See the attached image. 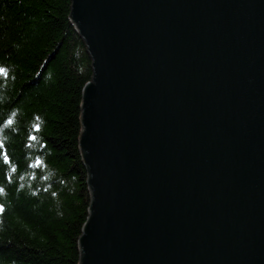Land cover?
Masks as SVG:
<instances>
[{"label": "water", "instance_id": "water-1", "mask_svg": "<svg viewBox=\"0 0 264 264\" xmlns=\"http://www.w3.org/2000/svg\"><path fill=\"white\" fill-rule=\"evenodd\" d=\"M92 57L80 264H264V0H72Z\"/></svg>", "mask_w": 264, "mask_h": 264}, {"label": "trees", "instance_id": "trees-1", "mask_svg": "<svg viewBox=\"0 0 264 264\" xmlns=\"http://www.w3.org/2000/svg\"><path fill=\"white\" fill-rule=\"evenodd\" d=\"M92 63L72 0H0V264H80Z\"/></svg>", "mask_w": 264, "mask_h": 264}, {"label": "snow or ice", "instance_id": "snow-or-ice-1", "mask_svg": "<svg viewBox=\"0 0 264 264\" xmlns=\"http://www.w3.org/2000/svg\"><path fill=\"white\" fill-rule=\"evenodd\" d=\"M3 72H5V69H3V68H0V73H3ZM4 160L5 161H7L8 160V157H7V155L5 154L4 155ZM0 191H3V189L2 188H0ZM3 210V205H0V211H2Z\"/></svg>", "mask_w": 264, "mask_h": 264}]
</instances>
